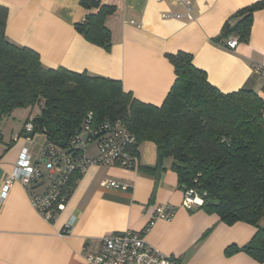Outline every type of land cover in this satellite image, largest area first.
<instances>
[{"label": "crops", "instance_id": "0c3cea01", "mask_svg": "<svg viewBox=\"0 0 264 264\" xmlns=\"http://www.w3.org/2000/svg\"><path fill=\"white\" fill-rule=\"evenodd\" d=\"M256 1L190 0L193 18L189 19L163 17L164 13H186L174 0H103V4L116 6L105 20L111 31L109 50L78 30L76 25L97 11L85 8L80 0H0V4L9 9L7 38L38 52L45 66L120 80L135 98L161 105L175 80L167 55L178 51L192 54L193 63L222 92L250 88L263 96V80L254 67L264 65V9L254 13L247 43L230 49L224 44L226 39L216 41L225 23L234 25L238 21L234 14ZM38 113L37 107L16 108L3 116L7 118L4 123L0 118V264H87L86 257L99 250L104 236L143 229L155 207L164 203L178 206L175 214L155 220L145 235L163 254L182 264H264L242 251L225 253L230 245L246 244L257 231L254 225L241 221L228 225L200 206H182L184 191L170 160L165 161L157 187L153 175L138 167L90 165L52 221L35 210L19 180L12 182L4 196L5 180L24 148L44 173L33 190L44 191L50 184L40 154L45 136L41 134L44 139L39 145V139H28L23 133L22 120ZM18 118L21 122L16 123ZM138 151L140 167L157 164L155 143L144 141ZM86 153L96 156L97 147L92 155L88 149ZM104 179L128 186L106 187Z\"/></svg>", "mask_w": 264, "mask_h": 264}, {"label": "trees", "instance_id": "16d2710c", "mask_svg": "<svg viewBox=\"0 0 264 264\" xmlns=\"http://www.w3.org/2000/svg\"><path fill=\"white\" fill-rule=\"evenodd\" d=\"M80 3L97 11L87 14L78 30L109 50L111 31L105 20L116 6L98 0ZM261 9L264 0L239 9L233 16L238 21L226 22L216 41L226 39V45L233 37L247 43L254 13ZM8 17V7L0 4V118L16 108L37 107L39 113L27 119L35 134L65 145L90 112L93 124L121 121L135 136L136 153L144 141L156 144L157 164L138 166L153 175L156 187L170 160L180 188L193 189L203 199L200 208L228 225L241 221L257 228L246 244L230 245L225 253L242 251L264 263V98L258 92H222L193 63L192 54L178 51L167 55L175 80L163 103L143 102L125 91L120 80L45 66L38 52L7 38ZM80 174L71 176L70 194Z\"/></svg>", "mask_w": 264, "mask_h": 264}, {"label": "built area", "instance_id": "2783aa9c", "mask_svg": "<svg viewBox=\"0 0 264 264\" xmlns=\"http://www.w3.org/2000/svg\"><path fill=\"white\" fill-rule=\"evenodd\" d=\"M103 2V0H98ZM186 8V13H164L163 17L193 18L190 0H174ZM132 23L135 21L132 20ZM226 46L236 49L239 45L236 38H229ZM256 74L263 80L262 94L264 98V65L254 67ZM93 113L87 114L85 125L71 136L65 146L46 141L42 144L40 154L45 160L50 181L48 187L41 192L33 190L34 184L44 177L39 165L30 160L29 150L24 148L16 161L11 175L6 178L3 186L4 196L12 182L19 180L31 197V204L35 210L47 221H52L56 212L65 208L70 195V179L74 173H83L92 164L137 168L140 164L139 154L133 151L135 136L121 121L110 119L93 124ZM34 131L31 120L24 125L23 133ZM96 142L97 154L88 157L86 146ZM102 185L126 189L127 184L114 179H104ZM203 203V199L193 189L184 191L182 206L193 209ZM178 206L164 203L157 205L149 223L139 231L126 230L106 235L101 239L98 251L86 257L87 264H182L178 259L167 256L153 247L145 239V235L157 219H170ZM73 219L66 225L69 230Z\"/></svg>", "mask_w": 264, "mask_h": 264}, {"label": "rangeland", "instance_id": "374dc122", "mask_svg": "<svg viewBox=\"0 0 264 264\" xmlns=\"http://www.w3.org/2000/svg\"><path fill=\"white\" fill-rule=\"evenodd\" d=\"M2 118H4L3 119V123H4V121H6V117H2ZM21 119V118H20ZM19 122H21V120H19V118L16 120V123H19ZM23 123H25L23 120H22V126L24 125ZM39 135V136H38ZM44 136L43 135H41V133H37L36 135H35V139H39V145H41L42 144V142H43V138ZM96 147H97V144H96V142H92V143H89L87 146H86V151H87V149H88V151H89V154H93V152H94V150L96 149Z\"/></svg>", "mask_w": 264, "mask_h": 264}, {"label": "water", "instance_id": "95a60500", "mask_svg": "<svg viewBox=\"0 0 264 264\" xmlns=\"http://www.w3.org/2000/svg\"><path fill=\"white\" fill-rule=\"evenodd\" d=\"M35 136V131H31L25 134V137L28 139H32ZM60 145L65 146V141H60Z\"/></svg>", "mask_w": 264, "mask_h": 264}]
</instances>
